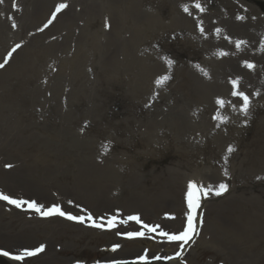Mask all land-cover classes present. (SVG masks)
Wrapping results in <instances>:
<instances>
[{"label": "rangeland", "instance_id": "1", "mask_svg": "<svg viewBox=\"0 0 264 264\" xmlns=\"http://www.w3.org/2000/svg\"><path fill=\"white\" fill-rule=\"evenodd\" d=\"M243 1L264 23L262 0ZM87 6L88 0H0V63L8 58L0 68V193L85 216L60 217L70 223L60 236L34 234L13 210L26 206L0 200V264H264V60L252 61L264 48H90ZM246 62L263 63L248 113L237 108L246 117L215 114L218 95L243 90L248 78L235 69H255ZM20 175L33 185L18 186L12 179ZM189 181L200 206L192 212L195 232L181 248L168 237L187 227ZM78 182H95L105 201L80 192ZM220 183L227 191L204 196ZM24 186L40 193L26 190L22 198ZM88 213L104 227L91 226ZM244 214L253 218L248 232L238 230ZM133 215L138 220L128 219ZM46 238L43 251L13 259Z\"/></svg>", "mask_w": 264, "mask_h": 264}, {"label": "bare ground", "instance_id": "2", "mask_svg": "<svg viewBox=\"0 0 264 264\" xmlns=\"http://www.w3.org/2000/svg\"><path fill=\"white\" fill-rule=\"evenodd\" d=\"M36 2L41 3V0ZM197 4L200 7H197ZM238 16L243 19H237ZM100 17L102 23L98 22ZM86 41L90 48H264V23L252 13L249 4L243 0H88ZM238 42L239 46H237ZM252 57V61L264 60V54L258 58L255 55ZM256 66L262 68L263 63L254 64L255 69L252 71H244V68L235 69L238 78L241 75L248 78L244 87L238 88L243 89L239 91L248 96L257 87L260 79V71ZM218 97L223 98V103L217 105L215 114H228L238 121L246 117L237 110L242 104L240 97L225 94ZM262 121L264 123V120ZM226 123L232 127V122L226 121ZM263 123L260 124L262 127H264ZM208 125L209 120L206 119L205 128ZM1 149L3 148H0V155L3 154ZM12 180L17 182L18 186L33 185L21 175ZM78 184L84 189L80 192L92 190L95 202L105 201L104 190L101 187L96 188L95 182L86 184L78 182ZM24 187L26 189L22 190L20 195L22 198L26 190L40 193L30 186ZM61 195L72 199L70 192H63ZM1 202L5 203L3 200ZM1 202L0 204L3 205ZM39 202L46 204L45 200ZM250 206L254 209L252 217L259 205L254 200ZM13 210L21 217L19 220L21 228L30 230L34 234L60 236V227L70 224L58 215L42 217L29 209L17 211L13 208ZM243 219L245 222L238 227V230L248 232L252 228V225L249 226V221L253 218L244 214ZM51 221L58 223L54 225ZM2 229L3 227L0 226V232ZM49 243V238L43 240L45 247H48ZM241 259L242 257H235L239 263Z\"/></svg>", "mask_w": 264, "mask_h": 264}, {"label": "snow or ice", "instance_id": "3", "mask_svg": "<svg viewBox=\"0 0 264 264\" xmlns=\"http://www.w3.org/2000/svg\"><path fill=\"white\" fill-rule=\"evenodd\" d=\"M64 7H65L64 4H60L57 7L56 11L58 12V11H60V9H62ZM197 7H200V5L197 4ZM185 10L187 11V8H185ZM201 10H203V9H201ZM53 17H55V13H53ZM237 19H243V17L238 16ZM51 22L52 21L49 20L48 23L50 24ZM47 26H48L47 24L44 25L45 28ZM201 31H203V28H201ZM20 46L21 45L17 44L15 46V48H13L12 51L8 53V57H11L12 52H15L16 49L19 48ZM237 46H239V42H238ZM7 62H8V58H5L4 63H0V68H3ZM169 63H171V61H169ZM246 64L249 68L254 67V65L251 63L246 62ZM205 74L207 75V73H205ZM167 79H169V78L165 76L163 78L157 79L156 83H157V85H159L162 83L163 80H167ZM232 83H233V85H237L238 82L236 80H233ZM233 95L238 96L242 99V104H241L240 110L246 115L249 111V105H250L249 96L242 91H234ZM221 103H223V102L221 101ZM227 150L229 152L233 151L231 146H229ZM6 167L10 168V167H12V165H6ZM227 189H228L227 184L220 183L216 187H210V188L204 189L203 192H204L205 197H207L209 195V193H212L214 195L219 196L224 191H227ZM197 191H198V189L196 188L195 182L189 181L187 184L186 199H187V206L191 211L189 212L188 217H187V227L184 228L183 231H180L179 234L171 235L168 237L169 240H172V241H177V242L182 241L183 243L180 244L181 248H183L184 245L187 244V242L192 238V235L195 232V228H196V224L194 223L195 217L192 215V212H194L200 206L199 198L196 196ZM0 200L7 201L9 204L14 205L17 208H23L26 206V209L33 210L34 212L38 213L42 217H50V216L58 215L60 217H65L66 219L71 220V221L85 222V216H83V215L75 216V215H72L70 212H65L62 210V208L59 204H53V205H51L45 209L43 205L38 204L36 201H29V200H24V199H15V198H12L11 196L5 195L3 193H0ZM68 203L71 204L73 202L69 201ZM77 207H79V206L77 205ZM101 219H103V218H101ZM113 219L107 220L108 228L114 227ZM128 219L129 220H138V216H136V215L129 216ZM87 220L91 221V226H93V227H96V228H103L104 227L103 223H96V221L93 219L91 213H88ZM118 234H120V233H118ZM126 235L129 238H132V237L143 236L144 233L142 231L141 232H128V233H126ZM44 247L45 246L43 244H41L39 247L35 248L32 251L25 249L19 255L14 256L13 259L19 261V260H23L26 256H28V257L34 256L35 254L43 251ZM119 247H120L119 244H114L112 246V250L115 251ZM3 254L8 255L7 252H5ZM176 255L180 256L181 253L177 252ZM138 259L141 261H144L146 259V257L141 255V256H139ZM77 264H79V262H77ZM111 264H124V262L118 261V260H113L111 262Z\"/></svg>", "mask_w": 264, "mask_h": 264}, {"label": "water", "instance_id": "4", "mask_svg": "<svg viewBox=\"0 0 264 264\" xmlns=\"http://www.w3.org/2000/svg\"><path fill=\"white\" fill-rule=\"evenodd\" d=\"M260 3V5L263 7V9H264V1H261V2H259Z\"/></svg>", "mask_w": 264, "mask_h": 264}]
</instances>
